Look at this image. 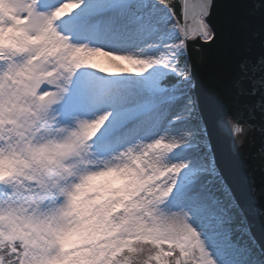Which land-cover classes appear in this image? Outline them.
Wrapping results in <instances>:
<instances>
[{
    "label": "snow or ice",
    "instance_id": "snow-or-ice-1",
    "mask_svg": "<svg viewBox=\"0 0 264 264\" xmlns=\"http://www.w3.org/2000/svg\"><path fill=\"white\" fill-rule=\"evenodd\" d=\"M110 2L0 0V264H264L238 200L218 196L229 173L264 184V0H123L136 28L178 33L163 60L71 42L113 39ZM211 48L217 70L201 81ZM158 63L179 74L203 132L207 110L226 137L229 157L212 169L184 154L185 137L160 135L163 118L122 151L116 121L97 136L111 112L66 126L88 88L78 69L143 75ZM169 198L179 211L163 210Z\"/></svg>",
    "mask_w": 264,
    "mask_h": 264
},
{
    "label": "rangeland",
    "instance_id": "rangeland-1",
    "mask_svg": "<svg viewBox=\"0 0 264 264\" xmlns=\"http://www.w3.org/2000/svg\"><path fill=\"white\" fill-rule=\"evenodd\" d=\"M87 3L88 0H85V4ZM85 4H82L81 8L77 9L76 12H80ZM111 6H116V8L108 15L120 21V27L113 34V39L103 41L96 39L81 40L73 36L71 37V42L74 44L86 43L89 47H105L109 51L137 55L145 59L163 60L168 53L170 45L178 39L176 30L170 24H167L166 27L156 25L151 31L145 32L134 26L136 13L129 11L128 5L123 0H111L105 6V9ZM163 20L167 23L166 17ZM93 30H97L99 34L112 33L110 25H98ZM154 67L157 68V71L153 72L151 76L148 72L143 75L128 73L108 75L87 67L78 69L73 80L75 81L76 77L83 74L81 78L87 82L88 88L77 94L76 110L70 117V124L66 126H76L80 121H92L98 119L106 112H111L112 115L109 117V121L97 134L99 137L113 121H116L120 127L124 123L131 122L135 114L142 109L156 106L154 113H152L153 120L158 121L163 118L166 129L160 135L167 134L177 138L185 137L187 144L182 145L184 154L189 157H196L200 152H203L206 156V162L204 160L201 161L202 167L212 169L209 146L205 143L206 137L204 136V140L201 139L203 126L198 120L192 121L193 118L191 119L190 113L187 111L190 97L185 92L182 82L170 87L174 89L172 98L161 96V93H164L166 88L161 84V75L172 70L163 63L155 64ZM145 77H149V79L145 80ZM140 84L144 85L143 90ZM153 91L160 94H154ZM130 124H133V122ZM148 136L149 131L145 126L140 134L130 136L120 142V144L111 146L122 151L128 147L146 143ZM121 145L123 147H120ZM93 150H95V144H93ZM175 151L178 152L179 149ZM172 155L174 156L175 152ZM172 162L176 163L179 161L174 159ZM220 183L223 185V191L218 193V196L226 205L232 195L221 180ZM170 201L171 198H169V202H166L163 210L166 212L179 211L176 207L168 206ZM232 203L235 204L234 199ZM236 211L240 213L239 209H236ZM193 226L195 227V225ZM197 230L199 231V229Z\"/></svg>",
    "mask_w": 264,
    "mask_h": 264
},
{
    "label": "water",
    "instance_id": "water-1",
    "mask_svg": "<svg viewBox=\"0 0 264 264\" xmlns=\"http://www.w3.org/2000/svg\"><path fill=\"white\" fill-rule=\"evenodd\" d=\"M219 52L216 48L208 50L205 59L197 65V76L201 81H207L217 70ZM198 115L200 116L199 112ZM204 121L208 126V132L204 133L209 145L212 158L223 160L229 157L228 141L225 136L217 131L214 126L213 116L205 110L203 112ZM201 122V117H200ZM202 124V123H201ZM203 125V124H202ZM260 173L254 184H249L243 177H237L229 173L228 181L221 177L222 182L228 188L234 202H239V210L242 215L247 216L251 231L255 234L259 244L264 245V184L260 183Z\"/></svg>",
    "mask_w": 264,
    "mask_h": 264
},
{
    "label": "bare ground",
    "instance_id": "bare-ground-1",
    "mask_svg": "<svg viewBox=\"0 0 264 264\" xmlns=\"http://www.w3.org/2000/svg\"><path fill=\"white\" fill-rule=\"evenodd\" d=\"M179 1L182 2V0H179ZM115 8H116V6H111L107 9H105V11L107 14H110L111 11H113V9H115ZM93 32L98 33L97 30H93ZM140 86L143 90L144 85L140 84ZM173 91H174V89H172V88H165L166 93L165 92H164L165 94L161 93V96L164 95L165 98L166 97L172 98ZM153 93L154 94H157V93L160 94L159 92H156V91H153ZM155 107L156 106H151V108L142 109L139 113L135 114L134 118L131 121V122H133V124H130L131 122L129 121L128 123H124L122 126H120L118 128V131L120 132V134L114 140L111 141V145H113V144L118 145V144H120V142H122L125 139H128L130 136H135L137 134H140L141 131H143V128L146 126V124L150 120H153L154 117H153L152 113H154ZM206 145H208V144L206 143ZM210 159H211L210 161L213 165L212 155H210ZM221 182H222V179H221ZM227 190H228V188H227Z\"/></svg>",
    "mask_w": 264,
    "mask_h": 264
},
{
    "label": "trees",
    "instance_id": "trees-1",
    "mask_svg": "<svg viewBox=\"0 0 264 264\" xmlns=\"http://www.w3.org/2000/svg\"><path fill=\"white\" fill-rule=\"evenodd\" d=\"M170 2L179 3L178 0H170ZM156 71H157V68L153 66L151 69H149L148 73L150 75V74H152L153 72H156ZM180 82H181V79L179 77V74L178 73H174L173 71L167 72V73H164V74L161 75V83L164 86H174V85H176V84H178ZM190 117H191V119L193 118L192 121H197L199 119L197 112L194 113V114L190 113Z\"/></svg>",
    "mask_w": 264,
    "mask_h": 264
}]
</instances>
